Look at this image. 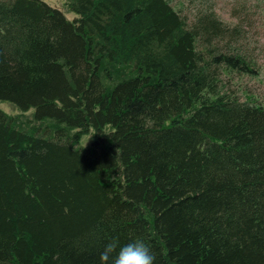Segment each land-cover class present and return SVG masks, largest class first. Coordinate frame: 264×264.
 Masks as SVG:
<instances>
[{"label":"trees","instance_id":"obj_1","mask_svg":"<svg viewBox=\"0 0 264 264\" xmlns=\"http://www.w3.org/2000/svg\"><path fill=\"white\" fill-rule=\"evenodd\" d=\"M67 6L0 0V100L35 122L0 110V264H100L113 239L264 264V94L231 80L259 72L251 8Z\"/></svg>","mask_w":264,"mask_h":264},{"label":"rangeland","instance_id":"obj_2","mask_svg":"<svg viewBox=\"0 0 264 264\" xmlns=\"http://www.w3.org/2000/svg\"><path fill=\"white\" fill-rule=\"evenodd\" d=\"M53 7H56L62 10L68 19L73 20L77 17L76 13L69 11L67 6V0H44ZM246 2V4L251 8L252 15L251 18L254 21V28L251 31V40L252 46L256 48V59L259 64V72L257 75H237L234 74L232 77L233 85L235 90L242 96H246V93L243 90H248L255 95L264 94V0H216L217 2V11L221 18L228 23H234L237 21L236 16L234 15V7L241 2ZM171 3L175 7L180 8L182 3L184 7L190 5V0H171ZM0 110L5 111L7 114L16 117L21 123L25 126L31 127L35 124L33 120L34 109L24 112L18 107L13 105L10 102L0 100ZM52 124V123H49ZM42 123V125H49ZM76 131V130H75ZM74 131V132H75ZM73 132V133H74ZM94 140V133H84L80 135V146L90 145Z\"/></svg>","mask_w":264,"mask_h":264},{"label":"clouds","instance_id":"obj_3","mask_svg":"<svg viewBox=\"0 0 264 264\" xmlns=\"http://www.w3.org/2000/svg\"><path fill=\"white\" fill-rule=\"evenodd\" d=\"M100 264H156V256L141 239L123 245L113 239L105 244Z\"/></svg>","mask_w":264,"mask_h":264}]
</instances>
